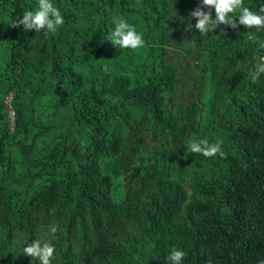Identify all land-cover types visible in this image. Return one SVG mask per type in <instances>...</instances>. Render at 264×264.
Instances as JSON below:
<instances>
[{
  "label": "trees",
  "instance_id": "trees-1",
  "mask_svg": "<svg viewBox=\"0 0 264 264\" xmlns=\"http://www.w3.org/2000/svg\"><path fill=\"white\" fill-rule=\"evenodd\" d=\"M51 2L55 33L10 26L38 0H0V264H40L34 239L51 264L264 261V31L237 11L201 36V0ZM113 17L144 47L105 40ZM202 138L225 155L192 153Z\"/></svg>",
  "mask_w": 264,
  "mask_h": 264
},
{
  "label": "clouds",
  "instance_id": "clouds-1",
  "mask_svg": "<svg viewBox=\"0 0 264 264\" xmlns=\"http://www.w3.org/2000/svg\"><path fill=\"white\" fill-rule=\"evenodd\" d=\"M208 8L204 11L203 8ZM212 9L215 10L213 18ZM239 12V25L245 26L247 29L255 28L257 32L264 31V4L259 6L258 11H253L249 7L244 6V0H201V5L190 12V17L196 18L195 28L199 30L201 36L207 35L210 31H215L218 25L224 24L237 27V21L230 14ZM235 16V17H237ZM114 29L110 31L105 40L110 41L119 49H139L144 47L145 41L143 34L138 33L135 26L129 24L122 17H113ZM11 27L18 28L23 25L25 31L34 29L39 32L47 29L51 33H55L59 26L64 24V18L60 10L53 5L51 0H38V9L35 11L23 12V18L12 19L9 23ZM192 24H188L186 31L191 30ZM258 43L260 49L264 50V41H254ZM107 71V66H105ZM261 74H264V56H260L255 62L253 69L249 72V78L255 82ZM13 93L7 96L6 102L8 106V114L14 121V108L12 107ZM192 153L202 154L204 157H214L219 154L221 157L225 155L222 151V141L209 143L207 138L199 141H193L189 145ZM58 231L57 225H51L49 232L55 235ZM23 252L39 260L40 264H51L54 258L55 246L50 240L34 239L23 248ZM186 253L173 247L166 257L170 264H182ZM211 264V260L207 262ZM260 264H264L261 261Z\"/></svg>",
  "mask_w": 264,
  "mask_h": 264
}]
</instances>
